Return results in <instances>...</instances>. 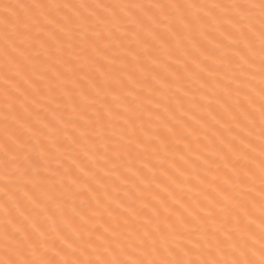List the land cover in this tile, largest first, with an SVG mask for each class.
I'll return each instance as SVG.
<instances>
[{"label": "snow or ice", "instance_id": "snow-or-ice-1", "mask_svg": "<svg viewBox=\"0 0 264 264\" xmlns=\"http://www.w3.org/2000/svg\"><path fill=\"white\" fill-rule=\"evenodd\" d=\"M0 264H264V0H0Z\"/></svg>", "mask_w": 264, "mask_h": 264}]
</instances>
